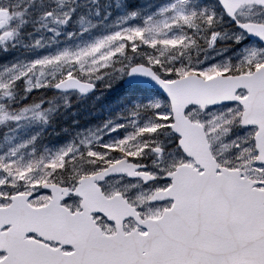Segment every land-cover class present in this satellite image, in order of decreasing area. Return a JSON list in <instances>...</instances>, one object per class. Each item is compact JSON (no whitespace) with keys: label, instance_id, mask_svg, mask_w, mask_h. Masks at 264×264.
I'll use <instances>...</instances> for the list:
<instances>
[{"label":"snow or ice","instance_id":"snow-or-ice-1","mask_svg":"<svg viewBox=\"0 0 264 264\" xmlns=\"http://www.w3.org/2000/svg\"><path fill=\"white\" fill-rule=\"evenodd\" d=\"M0 264H264V0H0Z\"/></svg>","mask_w":264,"mask_h":264},{"label":"trees","instance_id":"trees-1","mask_svg":"<svg viewBox=\"0 0 264 264\" xmlns=\"http://www.w3.org/2000/svg\"><path fill=\"white\" fill-rule=\"evenodd\" d=\"M73 100H75V98H73ZM89 102H84L83 105L79 104L78 108L77 109H84L82 111H79L81 114H83V116L85 115V112L88 111V108H87V105H88Z\"/></svg>","mask_w":264,"mask_h":264},{"label":"rangeland","instance_id":"rangeland-1","mask_svg":"<svg viewBox=\"0 0 264 264\" xmlns=\"http://www.w3.org/2000/svg\"><path fill=\"white\" fill-rule=\"evenodd\" d=\"M78 106H79V104H75V103H74V107H73V108H70V109H68V110L66 111V113H67V114H66V118L69 117V111L72 110V109H77Z\"/></svg>","mask_w":264,"mask_h":264}]
</instances>
